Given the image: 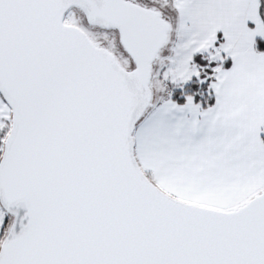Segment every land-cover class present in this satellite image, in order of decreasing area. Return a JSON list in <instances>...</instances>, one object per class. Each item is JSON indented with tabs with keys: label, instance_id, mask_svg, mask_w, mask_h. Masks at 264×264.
Here are the masks:
<instances>
[{
	"label": "snow or ice",
	"instance_id": "snow-or-ice-1",
	"mask_svg": "<svg viewBox=\"0 0 264 264\" xmlns=\"http://www.w3.org/2000/svg\"><path fill=\"white\" fill-rule=\"evenodd\" d=\"M0 264H264V0H0Z\"/></svg>",
	"mask_w": 264,
	"mask_h": 264
}]
</instances>
